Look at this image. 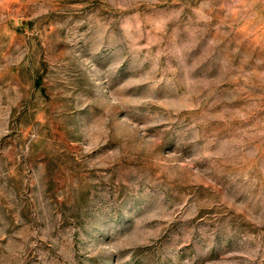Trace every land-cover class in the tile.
<instances>
[{"label": "rangeland", "instance_id": "374dc122", "mask_svg": "<svg viewBox=\"0 0 264 264\" xmlns=\"http://www.w3.org/2000/svg\"><path fill=\"white\" fill-rule=\"evenodd\" d=\"M0 264H264V0H0Z\"/></svg>", "mask_w": 264, "mask_h": 264}]
</instances>
